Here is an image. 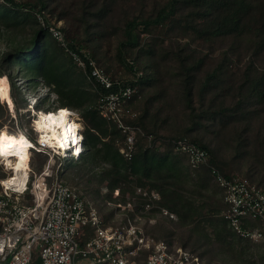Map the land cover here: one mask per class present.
<instances>
[{
    "label": "trees",
    "instance_id": "16d2710c",
    "mask_svg": "<svg viewBox=\"0 0 264 264\" xmlns=\"http://www.w3.org/2000/svg\"><path fill=\"white\" fill-rule=\"evenodd\" d=\"M59 1L61 0H24L22 2L20 0H0V36L4 33L10 34L7 50L0 57V77L4 76L8 81L9 95L16 114L26 107L15 85L14 74L28 82H34V86L41 81L57 96L58 107L80 110V117L84 122L82 134L85 150L78 158L70 159V161L79 163L82 170L99 163L105 165L102 173L97 176L99 184L106 183L104 191L98 192L105 206L107 202L123 200V198H113V191L116 189H119L120 195L123 196L125 193L133 195L136 187H147L150 191L159 194V205L175 217L174 221L165 217L160 218L174 222L176 229H183L182 231L186 233L185 239L180 240L179 247L186 249L189 246L192 249L190 252L200 259L201 257L195 251L206 250L205 248H212L217 254L221 253L226 256L240 257L247 254L250 242L238 238L224 220L223 213L226 207L223 203L222 192L210 176L209 170L203 166L191 167L187 157L175 152L172 144V141L185 138L205 150L209 164L224 177L237 176L224 172L222 164L216 160L209 146L203 143L202 139L190 135L195 128H203L201 130L205 132L208 130L204 128L202 121L209 116L210 109V107H203L204 92L211 79L215 78L216 72L213 71L206 75L203 87L198 90L200 102L199 107L196 108L193 105L191 73L201 60L197 59L189 63L191 54L196 53L195 50H190V55H184L183 50H178V48L183 47L188 50V45L181 46L176 42L177 51L172 53L179 64V74L183 76L181 84L190 125L174 136L158 133L157 111L149 115V109L142 112L134 109V104L142 98V91H138L127 102L128 110L135 116L124 118L123 121L129 126L138 127L145 136H136L132 157L130 160H125L119 153L125 135L121 134L115 124L99 116L96 110L98 93L90 87L87 91L85 90L83 83L85 78L82 71L74 64L66 49L69 52L80 53L85 47L88 49L87 53H90L89 50L93 48L89 37L100 33L96 23L106 18L107 14H111L117 7L124 36V39L118 43V61L126 70L127 78L116 77L114 73L100 65L97 53L94 51L90 57L98 67L110 75L115 85H129L139 89L143 84H151L149 81L153 76L150 68L141 61L139 55L131 61H127L124 55L127 48L140 46V32L150 35L148 43L140 50L150 55L151 59L159 44V40L153 35L156 29L166 24H175L180 17L184 26L180 28L184 31L179 33L181 38H186L190 34L196 39L204 37V40L210 41L215 38H238L246 33L252 36L250 47L257 54L264 49V0H160L159 3L154 1L151 3L153 4L151 11L140 8L136 15L123 9L129 0H78L80 11L74 16L68 8L60 6L62 3ZM69 1L76 2V0ZM144 1L141 0V2ZM120 2L122 3L119 4ZM49 3L54 4V7H50ZM201 19L205 20L201 21ZM62 21L66 25H61L58 29L64 37L66 49L58 44L48 29L50 25L56 26ZM26 23L29 24L30 31L27 39L20 37L21 35L17 32L18 27ZM75 25L82 26L87 35L82 43L76 41L71 34V32H76ZM139 29L141 31H138ZM174 43L169 47L174 46ZM250 68L251 66H248L247 70ZM260 79H264V70L260 72V76L252 79L253 85L249 88L253 92L251 95L259 101L264 97ZM114 89L115 86L111 91ZM44 100L45 98L40 101ZM247 101L244 98H238L232 111L234 113L235 110L239 111L240 116H248V110L244 109ZM1 105L0 119L3 115ZM35 108L41 110L37 106ZM220 114L218 110L211 115L215 120H220ZM4 126L0 123V129ZM25 130L28 136L34 139L30 136L31 127ZM147 136L151 137L150 141L147 140ZM35 157L45 158L43 155L32 153V169ZM244 178L252 182L249 178ZM62 182L68 185L63 180ZM211 183L216 189L211 187ZM256 185L264 188L262 185ZM71 188L79 193L86 206H91L99 212L93 201L88 200L76 188ZM151 214L158 216L155 211ZM108 217L111 219L112 214L110 213ZM168 235L174 234L169 232ZM260 259L264 261V255H261Z\"/></svg>",
    "mask_w": 264,
    "mask_h": 264
},
{
    "label": "built area",
    "instance_id": "2783aa9c",
    "mask_svg": "<svg viewBox=\"0 0 264 264\" xmlns=\"http://www.w3.org/2000/svg\"><path fill=\"white\" fill-rule=\"evenodd\" d=\"M60 26L58 22L48 29L66 49ZM66 51L82 71L88 86L98 93L99 116L115 124L125 135L119 153L130 160L136 136H145L138 127L123 121L135 116L128 110L127 102L137 94V88L115 85L87 52ZM68 113V119L79 126L76 137L84 152L82 127L72 115L74 112L68 110ZM10 134H23L28 146H32L28 147L29 156L22 169L24 177L16 176V171L7 169L0 159V264H35L38 259L41 264H205L194 253L167 245L141 226L154 224L156 217L175 219L159 205L157 192L136 187L133 195L121 196L119 189L114 190L113 198L123 200L106 203L113 211L110 219L113 223L109 224L58 177L52 161L56 157L70 160L71 153L48 146L41 138L31 139L27 130L19 126ZM146 138L150 141L151 137ZM172 144L175 152L187 157L191 167L203 166L209 170L221 189L226 207L223 218L231 231L242 240L264 243V188L244 177H224L209 164L207 152L185 138ZM32 153L46 157L38 171L31 167ZM12 160L14 163L15 159ZM152 211L158 216H152Z\"/></svg>",
    "mask_w": 264,
    "mask_h": 264
},
{
    "label": "rangeland",
    "instance_id": "374dc122",
    "mask_svg": "<svg viewBox=\"0 0 264 264\" xmlns=\"http://www.w3.org/2000/svg\"><path fill=\"white\" fill-rule=\"evenodd\" d=\"M22 1L24 0H20V2ZM153 1L159 3L160 0H145L144 2L129 0L125 3L123 9H127L136 15L140 8L151 11ZM59 2L62 3L60 6L63 5L70 10L72 16L79 14L80 3H78V0L76 2L69 0ZM49 6L54 7V4L49 3ZM116 8L111 14L108 13L106 18L96 21L100 33L89 37L93 49L89 50L90 53H88L89 56H92V51L97 53L96 56L100 65L107 68L109 72L114 73L116 77L121 79L125 77L126 79L128 74L118 61V43L124 39V36L119 22L118 9L116 10ZM204 20L201 19V21ZM182 21L180 17L175 24H166L164 27L156 29L153 35L154 38L159 40V44L154 51L153 59L140 50L148 43L150 35H144L140 32V46L127 48L124 55L125 59L131 61L136 55H139L141 61L150 68V73L153 76L152 80L149 81V83L151 82L150 85L143 84L139 89L137 88V93L142 91V98L134 104V109L141 112L149 109V115L151 112L157 111L158 133L160 134L174 136L189 127L188 109L184 102L181 84L183 76L179 74V64L173 55L178 48L176 42L181 46L187 44L188 50L183 47L178 48V50H183L182 54L184 55H190V50H195L196 53L191 54L192 57L189 63H193L197 59L201 60L191 73L193 105L196 108L199 107L200 102L198 90L203 87L206 75L213 71L216 72L215 78L211 79L204 92L203 107H210V109L209 116L202 121L204 128L208 130L205 132L201 130L203 128H195L190 132V135L202 139L203 143L209 146L214 152L216 160L222 164L224 172L247 177L252 182L264 186V97L259 101L254 95H251L253 92L249 90L253 85L251 83L253 82L252 79L260 76V72L264 70V49L255 54L250 47L252 36L246 33L238 38H215L210 41L204 40V37L196 39L190 34L186 38H181L179 33L184 32L180 29L183 26ZM179 23L181 25L178 26ZM64 24L66 25L62 21L61 25ZM138 31H141V29ZM17 32L21 35L20 37L27 39L30 36L29 24L20 25ZM71 34L80 43L87 36L82 26H78L76 32H71ZM9 38L10 34L8 33L0 36V57L7 50ZM173 43L174 46L170 48L169 46ZM83 50L87 52L88 49L84 47ZM248 66H251V68L247 70ZM14 80L19 94L23 97V105L27 106L28 113H17L15 119H13L12 115L7 112L5 105L0 104L3 107L0 123L5 125L3 128L6 127L7 131L14 130L16 126L23 129L31 127L30 136L35 139L36 135L31 126L33 116H30L32 111L29 108V102L34 100L33 110L36 109V106L43 111L55 110L58 108V98L51 91V88L46 87L41 81L37 86H34V82H28L22 77H18L17 74H14ZM259 81L264 92V79ZM83 83L87 91L89 86L85 80ZM44 98L45 100L41 102L40 100ZM238 98L248 100L244 106V109L248 110V116H240L239 111L235 110V113L232 111ZM68 109L74 112L72 115L84 130L80 110ZM218 110L221 113L219 118H221L215 120L211 114ZM45 161L46 157H35L33 170L38 171ZM52 162L54 163V169L58 172V177L69 186L80 191L88 200L93 201L101 217L108 220L109 224L113 223L108 217L110 213L113 214V211L105 206L98 193L103 192L105 188V182L101 184L97 182V176L102 173L105 165L99 163L82 170L83 168L79 167V163H73L70 160L56 157ZM211 187L216 189L213 183H211ZM141 226L147 233L174 246H180V240L186 237V233L182 231L183 229H176L174 222L171 223L160 217H156L154 224L142 223ZM169 232L174 235H168ZM75 240L78 241L77 238ZM186 249L192 251L189 246ZM205 249L195 251L205 264H264V261L260 259L261 255H264L263 242H250L247 254L240 257L217 254L212 248ZM35 264H41L40 260L38 259Z\"/></svg>",
    "mask_w": 264,
    "mask_h": 264
},
{
    "label": "bare ground",
    "instance_id": "6f19581e",
    "mask_svg": "<svg viewBox=\"0 0 264 264\" xmlns=\"http://www.w3.org/2000/svg\"><path fill=\"white\" fill-rule=\"evenodd\" d=\"M0 81H3L0 84V89H3L0 92V103L5 105L7 112L15 118L16 112L9 95L8 81L4 76L0 77ZM29 105V108L33 109L34 100H31ZM68 110L64 107L49 111L35 109L31 113L33 115L32 128L36 137L41 138L48 146H57V149L71 153V157H79L83 153L76 137V130L79 126L73 120L68 119ZM19 113L26 114L27 109L20 110ZM5 128L0 129V134L3 136L0 140V147L4 152L3 155H0V159L3 161L2 164L5 163L8 166L7 169L16 171V176L20 174L24 177L22 169L29 156L28 142L23 134L14 136L8 133ZM21 136H23V140H21ZM9 137H14V139L10 140ZM12 159H15L14 163Z\"/></svg>",
    "mask_w": 264,
    "mask_h": 264
},
{
    "label": "snow or ice",
    "instance_id": "6c2138e0",
    "mask_svg": "<svg viewBox=\"0 0 264 264\" xmlns=\"http://www.w3.org/2000/svg\"><path fill=\"white\" fill-rule=\"evenodd\" d=\"M3 83V81H0V84H2ZM3 91V89H0V92H2ZM2 138H3V136H2V134H0V140H2ZM9 139L10 140H12V139H14V137H9ZM24 138H23V136H21V140H23ZM42 142H43V140H42ZM32 145H29V147H31ZM4 154V152H3V149H2V147H0V155H3Z\"/></svg>",
    "mask_w": 264,
    "mask_h": 264
},
{
    "label": "clouds",
    "instance_id": "9594fccd",
    "mask_svg": "<svg viewBox=\"0 0 264 264\" xmlns=\"http://www.w3.org/2000/svg\"><path fill=\"white\" fill-rule=\"evenodd\" d=\"M31 111H33V109H31ZM30 116H33V115H30ZM31 126H33V124L31 125ZM33 129V128H32ZM84 140V139H83ZM72 159H75L74 157H72Z\"/></svg>",
    "mask_w": 264,
    "mask_h": 264
}]
</instances>
